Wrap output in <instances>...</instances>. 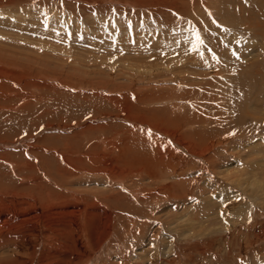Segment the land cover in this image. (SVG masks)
Returning <instances> with one entry per match:
<instances>
[{
	"label": "rangeland",
	"instance_id": "1",
	"mask_svg": "<svg viewBox=\"0 0 264 264\" xmlns=\"http://www.w3.org/2000/svg\"><path fill=\"white\" fill-rule=\"evenodd\" d=\"M0 61V264H264V0H0Z\"/></svg>",
	"mask_w": 264,
	"mask_h": 264
},
{
	"label": "snow or ice",
	"instance_id": "2",
	"mask_svg": "<svg viewBox=\"0 0 264 264\" xmlns=\"http://www.w3.org/2000/svg\"><path fill=\"white\" fill-rule=\"evenodd\" d=\"M197 39H198V40H200V37H199V36H197ZM200 42L202 43V40H200Z\"/></svg>",
	"mask_w": 264,
	"mask_h": 264
},
{
	"label": "bare ground",
	"instance_id": "3",
	"mask_svg": "<svg viewBox=\"0 0 264 264\" xmlns=\"http://www.w3.org/2000/svg\"><path fill=\"white\" fill-rule=\"evenodd\" d=\"M6 59H7V58H6ZM6 61H7V60H6ZM0 62H1V61H0ZM3 64H6V63L3 62ZM3 64H2V65H3Z\"/></svg>",
	"mask_w": 264,
	"mask_h": 264
}]
</instances>
